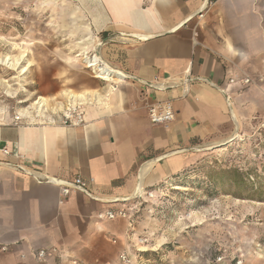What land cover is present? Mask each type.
Segmentation results:
<instances>
[{"label":"crops","instance_id":"1","mask_svg":"<svg viewBox=\"0 0 264 264\" xmlns=\"http://www.w3.org/2000/svg\"><path fill=\"white\" fill-rule=\"evenodd\" d=\"M94 1L91 23L79 8L78 17L68 16L86 44L74 45L79 36L71 28L58 30L70 50L61 66L47 64L38 89L57 114H0V264L117 263L131 253L135 222L130 229L129 220H98V213L124 208L117 199L133 196L138 182L142 195L196 164L200 151L236 127L241 140L251 121L264 117V0ZM91 51L101 68L124 77L98 78L70 58ZM186 74L185 85L176 83ZM65 100L81 103L82 124H63ZM165 100H172L174 120L154 125L149 105ZM9 166L64 182L80 177L90 196L72 190L62 197L57 184ZM49 249L55 254L37 262L36 253Z\"/></svg>","mask_w":264,"mask_h":264},{"label":"rangeland","instance_id":"2","mask_svg":"<svg viewBox=\"0 0 264 264\" xmlns=\"http://www.w3.org/2000/svg\"><path fill=\"white\" fill-rule=\"evenodd\" d=\"M95 7L94 0H0V59L24 53L22 65L30 64L24 74L0 65L2 115L35 114L47 64L61 66L70 50L58 30L77 31L74 45L84 46L83 28L68 16L79 8L91 23ZM244 132L241 140L237 135L222 148L200 151L196 164L123 203L132 209L135 237L147 240L138 246L145 250L130 249L131 264H264V117ZM237 176L247 185L236 184Z\"/></svg>","mask_w":264,"mask_h":264},{"label":"built area","instance_id":"3","mask_svg":"<svg viewBox=\"0 0 264 264\" xmlns=\"http://www.w3.org/2000/svg\"><path fill=\"white\" fill-rule=\"evenodd\" d=\"M189 79H190V76L186 74L185 77H183L179 82L176 81V83L183 86L186 84V82H188ZM231 82H233V80H231ZM241 82L242 84L248 85L250 83V79L248 77H244L241 79ZM184 92L186 93L187 90H185ZM148 117H149L150 122L154 125H166L167 123L172 122L174 120V110L172 107V100L157 101L149 105ZM19 119H20L19 114H16L14 116V120L18 121ZM62 120H63V124L68 125V126H77L84 122L82 112L80 111V109L76 107H71V108L67 107L65 111L62 113ZM3 153L5 155H8V152L6 150H3ZM11 168L19 172H22L24 174L31 175L40 182L57 184L60 187V194L62 197H67L72 190L81 192L79 190L80 188L85 189V182L80 177L76 178L73 182H66V184H61V183L55 182L54 181L55 179H52L48 176L39 175L38 173L33 172L31 170H24L23 168L19 166H12ZM131 211L132 209H128V208H120L118 210H105L97 214V219L98 220L127 219L130 221L129 227L131 229L132 227ZM134 235L135 234L131 229L130 233L128 234L129 244H130L129 247L130 249H135L138 252V251H141V248H143V247L139 248L138 246L143 245L145 242H147V240L144 238L142 239L137 238ZM5 249L6 248L4 247L1 248V250L3 251ZM54 254H55L54 249L39 250L36 253L37 262L43 263L45 262L47 257L53 256ZM69 262L70 264H82L77 260H70ZM106 264H131V260H130L129 255L124 252L118 256L117 263H106Z\"/></svg>","mask_w":264,"mask_h":264},{"label":"bare ground","instance_id":"4","mask_svg":"<svg viewBox=\"0 0 264 264\" xmlns=\"http://www.w3.org/2000/svg\"><path fill=\"white\" fill-rule=\"evenodd\" d=\"M71 15L74 16V17H78L79 13L76 10H72ZM87 28H89V27H87ZM133 36L136 37V38H139L140 40H144V37H145V36H141V35H133ZM84 44L85 43H83V45ZM99 46H100V42H98L96 50H97V48ZM75 56L79 57L81 59V61H82L81 63H83L87 68H89L90 71L94 75H96V77H98V78H101V79H104V80L108 81V80H110V78L112 77L113 74H115L117 76H123L121 73L112 72L109 68H106V67L105 68H101L100 65H98L99 62H100V57L96 56L95 53H93L91 55L89 53H84L83 52V53H77ZM26 57L27 56L24 53H21L16 58H11V57L6 56V57H3V58L0 59V65H3V66H5V67H7L9 69H12L14 71H19V73L24 74V73H26L29 70V67H30L29 63H27L26 65H22V62L25 60ZM21 74H19V75H21ZM66 94L69 97H73V96L76 95L74 93H71V94L70 93H66ZM104 96H106V95H104ZM76 98H78V97H76ZM65 102H66L67 107H69V108L76 107V105L81 104V103H78V102H74L73 100H70V101L65 100ZM34 105L37 106L36 110H34V113L37 114L36 116H38V117H43L48 111H49V113H51L53 115H56L57 112H58L57 110L55 112H53L51 109L47 108V100L44 99V98H39L37 101L34 102ZM22 114H24V113H22ZM35 114H33V115H35ZM232 115H233V112H232ZM49 118L52 119L51 117H49ZM235 127H236V125H235ZM237 130L238 129L236 127L233 135L230 138H228L227 140L223 141L222 143L209 145L204 150H212V148H214V147H218L219 148L221 146H226L228 143H232L236 139V137L238 135V131ZM157 161L158 160H154L153 163H155ZM150 167H151V164L148 167L146 166V168L143 169V173L145 174L149 170ZM140 194H141L140 182H138V185H137V188H136V192H135V194L133 196L128 197V198H119V199H123L122 201L124 202L126 200L132 199L134 196H139ZM145 249L146 248H141V250H145Z\"/></svg>","mask_w":264,"mask_h":264},{"label":"water","instance_id":"5","mask_svg":"<svg viewBox=\"0 0 264 264\" xmlns=\"http://www.w3.org/2000/svg\"><path fill=\"white\" fill-rule=\"evenodd\" d=\"M151 37H153V36H145V37H144V40H147V39H149V38H151ZM216 89H217V91H219V93L223 96V98H224V100H225V102H226V105H227V107H228V110H229L230 114H232L233 109H232V106H231V104H230V101H229L227 95L225 94V92H224L222 89H220V88H216ZM237 131H238V130H237ZM222 147H224V146H221V147H219V148H222ZM213 149H218V147H214V148H212V150H213ZM54 181L57 182V183L66 184V182L61 181V180H58V179H55ZM79 190H80L83 194L90 196V194H89L84 188H83V189L80 188ZM133 198H135V196H134ZM133 198H132V199H133ZM132 199H130V200H132ZM122 200H123V199H119V198L117 199L118 202H123ZM130 200H126V201H124V202H128V201H130Z\"/></svg>","mask_w":264,"mask_h":264},{"label":"trees","instance_id":"6","mask_svg":"<svg viewBox=\"0 0 264 264\" xmlns=\"http://www.w3.org/2000/svg\"><path fill=\"white\" fill-rule=\"evenodd\" d=\"M238 175V174H237ZM236 184H246L247 185V183L243 180V179H241V177H239V176H237V179H236V181H234ZM241 197V196H240Z\"/></svg>","mask_w":264,"mask_h":264}]
</instances>
